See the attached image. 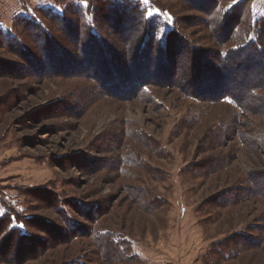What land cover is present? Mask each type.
I'll return each instance as SVG.
<instances>
[{
  "label": "rangeland",
  "instance_id": "rangeland-1",
  "mask_svg": "<svg viewBox=\"0 0 264 264\" xmlns=\"http://www.w3.org/2000/svg\"><path fill=\"white\" fill-rule=\"evenodd\" d=\"M0 264H264V0H0Z\"/></svg>",
  "mask_w": 264,
  "mask_h": 264
},
{
  "label": "trees",
  "instance_id": "trees-1",
  "mask_svg": "<svg viewBox=\"0 0 264 264\" xmlns=\"http://www.w3.org/2000/svg\"><path fill=\"white\" fill-rule=\"evenodd\" d=\"M80 13H82L81 11H80ZM54 14V13H53ZM49 17H50V19H54V20H56L55 18H51V15H49ZM144 21V20H143ZM3 36H6L7 38H9L8 40H11V38L13 37V36H11V35H9V36H7V35H3ZM14 38V37H13ZM145 42V41H144ZM166 44L167 43H165V42H163V43H161V47H163V48H166L167 46H166ZM141 47V46H140ZM247 48V45L246 46H242V48H241V50L242 49H246ZM143 50V49H142ZM163 51H162V53L161 54H164V55H166L167 53H166V51L164 50V49H162ZM61 52V51H60ZM88 54H89V56L92 54L91 52H87ZM61 58H59V61L61 60V59H63L64 58V60H65V58H66V55L64 56H60ZM144 57H145V61H147L146 63H148L149 62V60L151 61V59H148L145 55H144ZM47 59H49L48 57H47ZM136 60V62L138 63V64H133V70H132V73L134 72V74H138L139 72L138 71H140V67H141V62L138 60V59H135ZM56 62V61H55ZM250 63H252V62H249V64ZM139 65H140V67H139ZM247 67V66H246ZM254 67V66H253ZM257 67V66H256ZM163 68V66H161L160 67V69H162ZM249 68H250V71H252L253 70V68H252V66H249ZM227 99L229 100V102H230V104L232 103V104H234V105H236V106H241V103L240 102H238L236 99H234V98H232V96L230 97H227Z\"/></svg>",
  "mask_w": 264,
  "mask_h": 264
}]
</instances>
